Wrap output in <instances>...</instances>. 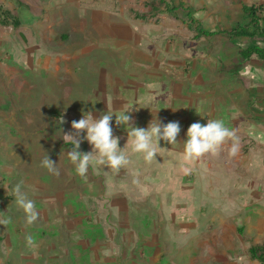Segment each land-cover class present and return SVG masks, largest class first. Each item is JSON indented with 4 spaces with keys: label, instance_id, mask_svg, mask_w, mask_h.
I'll return each instance as SVG.
<instances>
[{
    "label": "rangeland",
    "instance_id": "374dc122",
    "mask_svg": "<svg viewBox=\"0 0 264 264\" xmlns=\"http://www.w3.org/2000/svg\"><path fill=\"white\" fill-rule=\"evenodd\" d=\"M180 1L184 7L174 5V15H167L160 0H30L32 7H28L32 13L34 10L43 18L52 15L59 19L58 22L67 18V14H78L77 20L81 21L80 7L90 14L96 9L109 13L105 16L106 24L100 22L96 27H88V37L85 34L72 37V40H80L78 43L84 49L93 47L83 54L85 60L80 61L87 64L79 66L70 78H66L63 71L61 80L56 78L53 81L55 72L51 70L45 74L44 66L36 65L35 60L50 55L48 47L64 53L60 43H67V40L61 42L60 39L61 35L68 34L70 23L64 20L66 25L57 24L52 43L41 44L40 53L36 54L32 44L26 45L19 36L6 35L10 31L6 27L10 25L2 22L3 11L14 12L6 6L10 8L13 4L15 10L21 12L26 3L0 0V219L11 221L6 226L0 225V264H73L75 259L82 264L84 257L80 255L90 244L84 236L87 218H81L82 212L78 209H82L85 203L80 201V205L71 209L72 195L82 192V188H86L83 186L85 182L97 186L98 195H101L104 191L100 186H104L105 181L115 182L123 192L127 187L144 189L140 195L128 198L127 203L128 207L134 208L131 220L136 221L141 231L144 228L142 223L149 215L157 220L158 227L162 223L166 236L169 221L177 219L176 222L187 225L197 223L201 228V223L210 222L209 226H213L225 219L224 245L233 253L227 262L219 259L220 264H263L251 258L250 249L264 245V146H261L264 138L258 129H264V95L259 98L262 103L253 99L252 91L259 90L249 89L248 83L263 86L264 82L240 73L244 63L242 52L248 44L221 34L198 36L201 31L216 33L230 29L228 26L232 23L244 24L246 16L241 10L231 15L225 11L214 13L231 0ZM263 2L255 1L263 8L264 15ZM237 3L244 5L241 0ZM33 18L31 15L27 19L32 21ZM117 19L122 22L119 34L114 21ZM145 41L149 43L145 45ZM135 44H138L136 49H132ZM70 51L80 53L75 56L83 53L78 48ZM136 58L142 59L138 66L129 62ZM103 73L107 78L121 76L124 80L125 89L118 90L120 94L115 91L113 95L124 98L125 106L111 113L114 115V134L120 138L119 146L124 148L130 163L119 171L98 165L102 176L93 175L94 170L90 169L97 165L92 164L85 180L77 175L67 156L71 140L65 142L64 134L73 130L71 124H61V120H79L89 111L99 118L103 113L100 85ZM144 76L151 80L142 81ZM179 79L182 80L181 86L177 85ZM130 80H136V83L130 85ZM145 82L152 85L154 93L150 86L147 89L141 85ZM199 87L206 89L208 94L196 93L194 89ZM184 91H187L186 95ZM169 108L173 112L167 115ZM122 109L131 112L134 126L138 127L147 128L154 119L165 124L179 121L181 132L177 143L171 145L161 140L157 157L151 163L146 162L143 153L132 151V138L128 137L125 126L115 124V115H119L117 110ZM208 119L223 120L227 127L237 130L244 145L238 172L230 170L238 167L232 161L228 147L215 156L205 154L192 161L184 159L183 143L188 128L194 122L206 124ZM245 124L249 127L242 131V135L239 128ZM118 128H124L125 133ZM256 129L258 134L254 132ZM225 144H231V141ZM80 150L90 152L92 146L83 140ZM47 152L58 163L59 176L41 166ZM222 152L225 153L223 156ZM209 159L212 160L211 169ZM199 168L206 172V176L201 177L202 180L196 179L195 185L176 176V173L181 176L179 172L193 174ZM245 180H249V188H246ZM21 182L22 192L35 202L39 212L38 219L31 225L26 223V215L16 202L14 188ZM38 182L48 187L43 195L59 192L64 201L52 203L50 208L48 199L36 201L34 190ZM78 186L81 189L74 192ZM95 196L93 194L90 198L93 205L96 204ZM100 206L105 213L109 211L107 201ZM45 210L49 213L48 221L41 212ZM175 211H179L177 217ZM55 213L58 217L52 218ZM127 217L123 216L122 220L126 221ZM189 229L195 233V226L191 225ZM27 235L34 238L35 246H28ZM191 253L194 251L185 252L188 257ZM189 259L179 264H189Z\"/></svg>",
    "mask_w": 264,
    "mask_h": 264
},
{
    "label": "crops",
    "instance_id": "0c3cea01",
    "mask_svg": "<svg viewBox=\"0 0 264 264\" xmlns=\"http://www.w3.org/2000/svg\"><path fill=\"white\" fill-rule=\"evenodd\" d=\"M244 1L249 2L250 0L249 1L244 0ZM244 1L241 0V2L244 5L237 3L239 2V0L238 1L231 0L230 3L229 1H227V3L223 5L222 10H215L214 13H218L219 11L220 13H222V11H225L228 15H231L230 13L238 12V10L239 11L241 10L243 12V6L256 5L259 7V4L255 3V1L259 2V0H255V1L251 0L254 1L253 3H246ZM260 1L263 2L264 0H260ZM23 2L26 3L23 7H26L30 11L31 15L34 16L33 20L27 23H24L20 20L18 26L10 25V27H6L7 30L10 29V31L7 32L6 35L10 36L12 34L14 36H19L21 39H23L25 44L27 43L26 45L32 44L33 51H35L36 54H38L40 53L38 50L41 44L52 43L51 40L54 35V28H57V26L59 25L61 26L66 25L67 23L65 21L70 23L68 25L69 26L68 29H70L68 34H64L63 36L61 35L62 38L60 39L61 42L67 40V43H69V44L60 43L61 46L63 45L64 53L60 54V51L54 50L55 48L51 49L50 47H48V51L50 52V55L45 57H39L35 60L36 65L38 64L39 66H44L45 74L46 72L51 70L55 72L56 75H54L53 81H55L56 78H59L61 80L60 74L63 71L66 74L65 77L70 78L72 73L78 71L79 66L87 64V63H80V61L85 60V58H83V54L90 52V50L93 48V47L88 49L82 48L80 43H78L80 40H72L73 35L85 34L88 37L89 35L88 27H96L100 22L103 23L105 22L106 24L107 19L105 16L109 13L105 10L96 9L90 14L89 11L86 10L84 7H80L82 14L81 21L77 20L78 14L77 15L67 14L66 15L67 18L63 17L65 21L62 20L58 22L59 19L53 18L52 15L47 14L45 15V18H43L41 15H39V13H37L34 10L32 13L31 9H29V7H32L30 0H20V4ZM6 7L9 11H14L13 13L18 15V12L15 10L13 4H10V8L8 6ZM75 8L77 9L76 6ZM17 17L19 18V16ZM69 17H72V19ZM119 20L120 19L114 20L115 22H117L116 24L119 27L118 34L120 33V26L122 24V22H120ZM237 24L238 23L235 24L232 23L230 24L231 27L229 25L228 28L232 29ZM225 30H229V29H225ZM109 32L111 31L109 30ZM35 38L36 39L39 38V40L36 41ZM232 39L237 41L238 43L248 44V47L246 49L252 46L254 41L248 38H232ZM96 42L98 43L97 40ZM147 43L149 42L145 41L144 44L147 45ZM137 45L138 44H135L134 47H132V49L133 48L136 49ZM97 47L98 45L96 46V48ZM74 48H78L80 51H83L82 55L75 56L76 54H80V53L70 51V49H74ZM243 59H244L243 60L244 63L242 68L240 69V73L243 72L247 76H251L253 78L256 77L258 81L264 82V60L258 58L256 55H252L250 58L247 59L243 57ZM130 61L134 65L138 66L139 64H141L140 61H142V59L140 60L139 58H136L135 60L130 59L129 62ZM143 63L147 64L146 60H143ZM71 69H73V71H71ZM104 70L103 72H105ZM129 71H132V69ZM230 72L231 70L229 69L228 73L230 74ZM132 75L138 76V74L136 73H133ZM63 79L64 78H62V80ZM145 79H150V78L144 76V79L142 81H144ZM180 82L182 83V80L179 79L177 85H180L181 84ZM132 83L135 84L136 80H132V81L130 80V85H133ZM100 85L103 91V96H102L103 98L101 101L102 102L101 108L103 112H107L108 109L112 112L116 109H120L121 107L124 108L126 103L125 99L121 97L116 98L115 95H113L115 91L118 92V90L125 89L124 80L121 79V76L107 78V75L103 73V77L100 82ZM141 85L147 89L149 88V86L150 88L152 86L148 82L147 83L145 82V84H141ZM248 85H249V89L254 87L259 90V91H252V95L254 97L253 99H256L259 103H262V100H260L259 98H263L264 84L263 86H260L253 82H250L248 83ZM180 86H178V88ZM191 87L194 88V86ZM179 89H181V87ZM241 89L243 90L244 88L241 87ZM151 91H153L152 88ZM194 91L201 96L202 94H208V91L201 87L194 89ZM230 92H234V91L231 90ZM183 93L184 95H186L187 91H184ZM134 96L135 98H137L136 92L134 93ZM152 98H154V96L151 97V99ZM117 111L120 114V110ZM171 112H173V110L169 108V111L166 114L168 115ZM57 116L60 115L57 114ZM65 123L71 124V122L70 121L68 122V120ZM248 127L249 126L245 124L242 128L241 127L239 128L241 129L242 135H243L242 131L248 130ZM118 129L121 132H124L123 131L124 128H118ZM258 129L260 130V133L264 138V129L261 127H258ZM254 132L258 134L257 129L254 130ZM122 135L125 134H121V136ZM239 144H240V151L238 155H236L235 157L232 156V161L234 162V164L237 165L238 168L237 169H234V167L230 168V170H234L235 172L239 171V167L242 164L241 162L244 156L243 153L244 145L242 139H239ZM261 146L264 145L261 144ZM227 147L229 153V148L231 147V144H227V145L224 144L221 150L223 151ZM224 154L225 153L222 152V156ZM205 161H207V159H205ZM208 162H209V167L211 169L212 160L209 159ZM93 165L96 166L95 163H93ZM98 167L99 166L97 165V167L90 169V170H94L93 171L94 176H96L97 174H99V176L103 175L99 173ZM179 173L181 176H179L177 173L176 176L180 177L182 181H185V183L193 184V185L196 184V179L202 180L201 177L206 176V172L200 168L197 171L193 172V174H188L187 172H179ZM38 184L39 185L34 190L36 201L42 202L44 201V199H48V204H50L49 208L52 206L51 205L52 203L57 204L58 202L64 201L62 198L63 195L60 194L59 192H55L54 195H50V196L43 195L42 193L45 192L48 189V187H45L40 182H38ZM244 184L246 188H249L250 186L249 180L248 181L245 180ZM85 185L86 188H82L83 189L82 192H77L79 193L77 196L76 195L74 196V194L72 195L74 197V201H73V205H70L71 209H73V206L75 207L80 205L79 204L80 201H82V203H85L82 209L80 208L78 209L82 212L81 218L84 217L87 218L85 220L87 224L84 228L85 229L84 236L87 238V241L90 244L89 246L86 245L85 247L86 250H83L80 255V257H84L81 259L83 262L82 264H85L84 261L85 262L88 261L87 264H179L180 262L183 261L187 262L189 258H190L189 264H220L219 259L221 260V262L224 261L227 262V260L231 258L233 250L231 249L227 250L224 245L225 242L224 232L227 231V229L224 228L223 226L225 224V219L219 220L218 223L215 222L213 226H209L208 223L210 222L206 224L201 223V228L200 227L198 228L197 223H191L187 225L181 222H176L177 219L175 221H169L168 222L169 232L168 235L166 236L164 229L162 227V223H159V227H158L157 220L152 219L151 216L149 215L148 219L145 220L146 222L144 221L145 223H142L144 228L143 231H141L140 228L136 226V221L131 220L134 208L128 207L127 203H129L128 198L136 197L137 194L140 195L144 189H142L141 187H138V189L135 187L134 188L127 187L125 188L126 192H123L120 190L119 186L115 185V182L105 181V185L100 186L104 192L103 194L98 195V193L100 192L98 191L97 186H95L93 183L87 184L86 182L83 184V186ZM112 187H114V189ZM80 189L81 188H79L78 186L76 189H74L75 190L74 192L79 191ZM93 194L96 195L94 200V204L96 202L95 205L90 203L92 201L90 198L92 197ZM66 196L67 195H65V197ZM69 197L71 196L69 195ZM71 201L70 203H72ZM105 201L109 203V206L107 208V210L109 211L107 213H105L104 212L105 209L103 211L102 210L103 207L100 206V204H103ZM88 202L90 204L86 205V203ZM41 212L48 221L49 218L48 211L45 210ZM122 212L124 213L123 216L128 215V217L125 218L127 219L126 221L122 220L123 216L120 215ZM174 213H175V217H177L179 211H175ZM98 216H101V218H99ZM57 217H58V213H55V215L52 216V218H57ZM191 225L195 226L196 228L195 233H192L190 231L189 226ZM122 231H124L123 234L121 233ZM127 231H129V233H127ZM127 241L130 242V245L127 244ZM221 242L223 243V246H221L222 248H220ZM229 244L231 245V242ZM188 250H193L194 254L191 253V255L188 257V255L185 254V252ZM172 252L174 253L176 252L175 255L174 253L172 254ZM192 255H194L193 258ZM73 264H79L78 260L75 259Z\"/></svg>",
    "mask_w": 264,
    "mask_h": 264
},
{
    "label": "clouds",
    "instance_id": "9594fccd",
    "mask_svg": "<svg viewBox=\"0 0 264 264\" xmlns=\"http://www.w3.org/2000/svg\"><path fill=\"white\" fill-rule=\"evenodd\" d=\"M113 116L109 109L107 112L101 113L99 118H95L91 111L83 113L81 119L71 122L73 131L64 134V141L67 142L70 139L73 145L67 151V156L74 165L77 175L85 180H87L89 168L93 163L107 166L116 171L125 168L130 163L124 148L119 146L120 138L114 135ZM63 123L65 121L62 118L61 124ZM115 124L126 127L128 137L132 138V151L143 153V158L148 163L157 157V149L160 147L161 140L174 145L181 132L179 121H170L165 124L154 119L147 128L134 126L131 112L126 109H122L119 115H115ZM83 140L92 146L90 152L80 150ZM228 141H231L229 155L235 157L240 151L237 130L230 129L223 120L218 119H208L206 124L194 122L188 128L187 139L183 143L184 159L192 161L205 154L218 155L223 145ZM57 164L50 158L48 152L41 161V166L46 168L49 173L59 176L60 170ZM21 186L22 182L14 188L16 202L26 215V223L31 225L38 219L39 212L35 202L22 192ZM10 222V219H0V225L6 226ZM25 239L28 246H35L36 242L31 235H27Z\"/></svg>",
    "mask_w": 264,
    "mask_h": 264
},
{
    "label": "trees",
    "instance_id": "16d2710c",
    "mask_svg": "<svg viewBox=\"0 0 264 264\" xmlns=\"http://www.w3.org/2000/svg\"><path fill=\"white\" fill-rule=\"evenodd\" d=\"M173 1V0H172ZM161 5L164 7V11L167 15H174V5L184 7V4L180 0H174L168 2L167 0H160ZM243 13L246 16L247 22L244 24L238 23L235 27L229 30H222L216 33L199 32L198 36L210 37L216 34L227 35L231 38H248L253 41L252 46L242 52V56L247 59L252 55H256L258 58L264 60V15L263 8L256 5L243 6ZM9 12H2L3 23L8 25H19V20L16 15H12ZM196 23V22H195ZM258 41V42H257ZM68 146L73 147L72 143ZM251 258L258 260L264 264V245L252 247L250 249Z\"/></svg>",
    "mask_w": 264,
    "mask_h": 264
},
{
    "label": "water",
    "instance_id": "95a60500",
    "mask_svg": "<svg viewBox=\"0 0 264 264\" xmlns=\"http://www.w3.org/2000/svg\"><path fill=\"white\" fill-rule=\"evenodd\" d=\"M18 16L22 22L27 23V22H29V20L27 18H29L31 16V13L27 8H24L21 10V12H18Z\"/></svg>",
    "mask_w": 264,
    "mask_h": 264
}]
</instances>
